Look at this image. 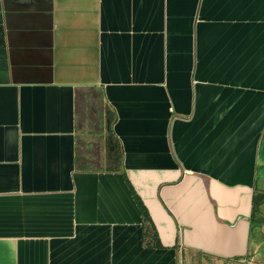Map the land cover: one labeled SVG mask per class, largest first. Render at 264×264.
<instances>
[{
    "label": "crops",
    "instance_id": "1",
    "mask_svg": "<svg viewBox=\"0 0 264 264\" xmlns=\"http://www.w3.org/2000/svg\"><path fill=\"white\" fill-rule=\"evenodd\" d=\"M261 166L264 0H0V264L252 262Z\"/></svg>",
    "mask_w": 264,
    "mask_h": 264
},
{
    "label": "trees",
    "instance_id": "2",
    "mask_svg": "<svg viewBox=\"0 0 264 264\" xmlns=\"http://www.w3.org/2000/svg\"><path fill=\"white\" fill-rule=\"evenodd\" d=\"M139 207L140 210L142 212V219L144 224L147 225L148 227V223H151V219L149 217L148 212L146 211L145 207L143 206L142 202L140 201V199L138 198V196H136L135 194H133ZM261 203H264V192H256V194H254V199H253V213H252V217H251V226H252V234L254 235V231L257 227V225H259V228L261 229L263 226V222H262V217L261 220L258 222L257 217L259 216V211H260V205ZM149 228V227H148ZM150 231V228H149Z\"/></svg>",
    "mask_w": 264,
    "mask_h": 264
},
{
    "label": "rangeland",
    "instance_id": "3",
    "mask_svg": "<svg viewBox=\"0 0 264 264\" xmlns=\"http://www.w3.org/2000/svg\"><path fill=\"white\" fill-rule=\"evenodd\" d=\"M258 188L261 191H264V166H261V170L259 173V181H258ZM264 216V203H261L260 205V211H259V216L257 217L258 222L261 220V217ZM260 232V228L259 225H257L255 231H254V235H253V249L256 250L257 249V240H258V235ZM255 260H257L260 264H264V244L263 246L260 247V249L258 248L257 251H255ZM193 264H199L197 261L193 262Z\"/></svg>",
    "mask_w": 264,
    "mask_h": 264
},
{
    "label": "flooded vegetation",
    "instance_id": "4",
    "mask_svg": "<svg viewBox=\"0 0 264 264\" xmlns=\"http://www.w3.org/2000/svg\"><path fill=\"white\" fill-rule=\"evenodd\" d=\"M256 192H264V191H261L259 189V191H256ZM262 222H263V226L262 228L260 229V232H259V235H258V239H259V242H257V247L260 249L261 246H263L264 244V216L262 217ZM257 251V249H256ZM255 252V250H254ZM256 256L254 257V259H252V262H247L246 264H260L257 260H255ZM197 262L199 264H207L205 261H202L201 259H197Z\"/></svg>",
    "mask_w": 264,
    "mask_h": 264
}]
</instances>
